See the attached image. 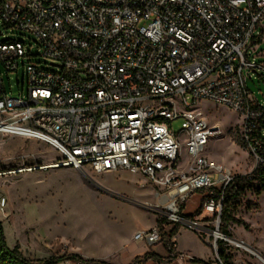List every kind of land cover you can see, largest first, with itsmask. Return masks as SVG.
Listing matches in <instances>:
<instances>
[{"label":"built area","instance_id":"1","mask_svg":"<svg viewBox=\"0 0 264 264\" xmlns=\"http://www.w3.org/2000/svg\"><path fill=\"white\" fill-rule=\"evenodd\" d=\"M262 40L264 0H0V135L46 143L61 156L55 165L86 177L125 170L146 178L156 203L141 204L156 223L133 241L161 243L162 220L165 230L188 228L209 244V264H256L251 245L230 225L222 230L237 174L206 155L222 130L198 106L233 110L236 140L255 163L248 173L264 169V101L247 87L264 75L248 50ZM198 192L200 212L185 214Z\"/></svg>","mask_w":264,"mask_h":264},{"label":"rangeland","instance_id":"2","mask_svg":"<svg viewBox=\"0 0 264 264\" xmlns=\"http://www.w3.org/2000/svg\"><path fill=\"white\" fill-rule=\"evenodd\" d=\"M252 49V46L248 47L251 55L264 62V40L257 44L255 51ZM260 73H254L247 79V87L255 98L264 101V77ZM18 77L22 78V71ZM5 84L8 90L11 84L13 94L17 93L16 74H10L9 80L5 76ZM198 109L211 124L222 130V134L209 142L206 155L227 165L236 174L250 172L255 165L254 160L236 140L241 122L239 116L230 108L213 102L200 103ZM181 127L182 119L172 122L174 132H179ZM58 161H61V156L46 143L33 138L0 135V220L9 245L18 243L20 250L33 259L79 255L87 260L80 250L90 256H107L124 244L137 250L121 251L115 257L112 255V259L116 264L129 263L128 254L141 252L138 249L143 246L142 242H132L135 231L151 228L156 223V215L140 205L154 206L156 203L147 179L125 170L93 174V179L120 193L113 195L96 187L88 177L72 167L43 168ZM30 167L36 168L25 170ZM254 186L230 210L235 218L230 229L235 236L264 254V191L258 195L256 192L260 186ZM201 195L200 192L195 193L187 200V215L200 212L196 210ZM4 199L5 204L2 203ZM180 229L185 236L188 232L195 234L188 228ZM181 251H191L199 256L208 252ZM93 260L115 264L103 259ZM183 262L205 264L187 261L183 257L164 264ZM255 262L264 264L258 258ZM155 263L158 261L148 260L140 264Z\"/></svg>","mask_w":264,"mask_h":264},{"label":"trees","instance_id":"3","mask_svg":"<svg viewBox=\"0 0 264 264\" xmlns=\"http://www.w3.org/2000/svg\"><path fill=\"white\" fill-rule=\"evenodd\" d=\"M261 75V74H260ZM264 77V75H261ZM264 125V124H263ZM264 140V137H262ZM258 184L260 186L257 189V194L261 195L264 191V169H256L252 173L246 174H237L234 183L228 190L227 196L224 201L223 211L221 215L222 221V230L227 231L228 226L232 221H235V218L232 217L230 210L232 207L238 203V201L243 197L246 192L250 189L251 186ZM255 187V186H254ZM185 204L182 205V209L184 210ZM158 225L161 226L162 231V243L164 247L167 249L168 257L161 258L156 252L151 251L146 253L143 257L136 258L130 264H137L144 262L150 258L155 259L158 261V264H164V262L169 261L172 262L173 260L177 259L180 253L176 250V244L173 242L172 237L179 231L180 227L175 226L171 232L168 234L165 228L162 227V220H158ZM219 253L221 256L225 258L229 257L226 254L225 248L221 245ZM64 258H74L84 260L79 255H71V256H64V257H51V258H42V259H33L27 257L21 250L20 246L17 243L15 246L9 245L5 231L3 222L0 220V264H57ZM94 261V260H91Z\"/></svg>","mask_w":264,"mask_h":264},{"label":"crops","instance_id":"4","mask_svg":"<svg viewBox=\"0 0 264 264\" xmlns=\"http://www.w3.org/2000/svg\"><path fill=\"white\" fill-rule=\"evenodd\" d=\"M185 208H186V203H185ZM185 208H184V213L187 214L185 212ZM174 227L172 225L167 226L166 227V231L169 234L171 232V230ZM179 229V231L172 237L173 242H175L176 244V250L180 253L179 257L175 260H181V257L186 258L187 261H193V262H201V263H205V264H209L210 260H212L213 258V251L211 246L209 244H206L204 242H202L199 237L197 236V234L188 232V236H185V233L183 234V230ZM137 231V230H136ZM135 231V232H136ZM132 242L133 241V236L131 238ZM135 243V242H134ZM142 248L138 249V250H142L141 252L138 253H130L128 254V259L127 261L129 263H124V264H130L132 263L137 257H143L146 253H149L151 251L156 252L161 258H167L168 257V252L167 249L164 247L163 243H158L152 247L147 246L145 243H142ZM124 250H137L135 249V247H130L129 245L126 246L124 244H121L118 248L114 249L111 253L113 255V257H115L117 254H120L121 251ZM161 250V251H159ZM181 250H208V252H206L204 255L199 256V255H194L191 251H188V253H184ZM85 257H87V259H103L106 261H110L112 263L116 264V261L114 259H112V255H99V256H90L87 255L83 250H80ZM149 261H155V259L150 258L148 259ZM148 260L144 261L147 262ZM124 261V262H127ZM143 263V262H141ZM140 264V263H137ZM156 264V263H155ZM182 264H185L184 262Z\"/></svg>","mask_w":264,"mask_h":264},{"label":"bare ground","instance_id":"5","mask_svg":"<svg viewBox=\"0 0 264 264\" xmlns=\"http://www.w3.org/2000/svg\"><path fill=\"white\" fill-rule=\"evenodd\" d=\"M52 167H58V165H55V164H47L46 166H44L43 168H52ZM91 182L96 186V187H98L99 189H102V190H104V191H106V192H109V193H111V194H113V195H117V194H120L119 192H117V191H115V190H112V189H110V188H108V187H106V186H104L103 184H101V183H99L98 181H96L95 179H92L91 180ZM119 197H121L120 195H119ZM129 200V199H128ZM141 205V204H140ZM251 245V244H250ZM251 248H252V252L262 261V262H264V254L262 253V251L261 250H259L258 248H256V247H253L252 245H251Z\"/></svg>","mask_w":264,"mask_h":264},{"label":"water","instance_id":"6","mask_svg":"<svg viewBox=\"0 0 264 264\" xmlns=\"http://www.w3.org/2000/svg\"><path fill=\"white\" fill-rule=\"evenodd\" d=\"M93 178L88 177V180L91 182ZM145 209L149 210L150 212H152L153 214H155V211L151 208L148 207L147 205L141 204Z\"/></svg>","mask_w":264,"mask_h":264}]
</instances>
